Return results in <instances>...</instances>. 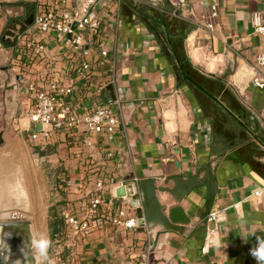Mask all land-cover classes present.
<instances>
[{
  "label": "crops",
  "instance_id": "0c3cea01",
  "mask_svg": "<svg viewBox=\"0 0 264 264\" xmlns=\"http://www.w3.org/2000/svg\"><path fill=\"white\" fill-rule=\"evenodd\" d=\"M63 1L0 0V208L23 206L37 220L43 166L54 172L62 215L78 205L88 174L104 177L118 197L116 183L135 181L125 195L137 227L65 231L52 243L50 264H137L143 254L147 264H256L250 249L264 239V88L252 80L264 75L257 60L264 35L253 18L264 23V0H189L186 10L175 0H100L93 13L100 30L87 46L108 55L94 61L91 77L107 82L99 100L119 101L126 138L96 137L88 159L84 127L55 132L48 143L30 138V85L47 75L73 83L67 70L82 59L34 25L38 10ZM21 35L45 45L41 58L17 50ZM235 202L238 210L217 226L219 245L203 252L206 216Z\"/></svg>",
  "mask_w": 264,
  "mask_h": 264
},
{
  "label": "built area",
  "instance_id": "2783aa9c",
  "mask_svg": "<svg viewBox=\"0 0 264 264\" xmlns=\"http://www.w3.org/2000/svg\"><path fill=\"white\" fill-rule=\"evenodd\" d=\"M99 2L100 0H82L76 5H70L64 0L58 5L38 10L34 16V25L38 32L53 34L62 46L69 49L70 56L80 54L82 59L67 70L73 73V83L69 84L63 79L47 75L37 78V81L30 85L35 100L30 120L34 126H41L40 131L32 129L30 138L34 142L42 140L48 143L55 132L75 133L80 127H84L86 136L80 140V146L87 150V159L93 158L98 150L96 137H103L109 144L114 143L117 136L126 138V131L121 127L120 114L116 110L120 107L119 101L117 100L113 107L99 100V94L105 89L107 82H93L91 77L94 61L108 55L107 50L87 46L89 38L98 35L100 30V21L93 14ZM175 2L178 8L186 10L189 0ZM212 9V16H215L216 6L213 5ZM253 24L254 31L264 35V23L259 15H254ZM207 27L213 28L211 21L207 22ZM19 46L25 47L26 57L30 56L29 60L31 56L41 58L45 50L44 44L24 35L18 38V51ZM257 60L259 66L264 68V54ZM29 70L34 71L31 65ZM252 84L263 89L264 75L254 77ZM81 89L84 91L82 95ZM106 157L108 161L115 159L112 149L106 152ZM134 182L120 180L116 186H133ZM79 184L84 188V192L78 200V205L63 213L68 233L88 236L95 228L103 225L128 229L137 227V218L129 216L126 209L128 196H116L114 191L108 189L104 177L92 178L88 174ZM262 191L258 189L254 193L259 196ZM239 206V202H235L213 210L206 216L207 224L212 226L205 237L203 252L207 253L219 245L218 224L226 219L229 209L238 210ZM137 264H147L145 254Z\"/></svg>",
  "mask_w": 264,
  "mask_h": 264
},
{
  "label": "water",
  "instance_id": "95a60500",
  "mask_svg": "<svg viewBox=\"0 0 264 264\" xmlns=\"http://www.w3.org/2000/svg\"><path fill=\"white\" fill-rule=\"evenodd\" d=\"M35 126L40 131V124ZM15 182L18 186L19 181ZM119 190V195L131 194L132 187ZM41 244L37 220L24 213L23 206L0 208V264H42L44 252H39Z\"/></svg>",
  "mask_w": 264,
  "mask_h": 264
},
{
  "label": "rangeland",
  "instance_id": "374dc122",
  "mask_svg": "<svg viewBox=\"0 0 264 264\" xmlns=\"http://www.w3.org/2000/svg\"><path fill=\"white\" fill-rule=\"evenodd\" d=\"M54 172L51 171L49 167L42 168L41 171V181H42V187L43 192H41V209L39 210V213L37 212V226L39 228V232L41 233V241L42 244L39 248V252L43 254L42 256V264H50V259H53L52 257V243L53 241L49 238V228H48V218H49V212L51 207H55L54 204H56L55 199L61 200L62 197L58 194V190H55L54 193H52L51 185L53 184L54 180ZM54 191V190H53ZM56 196V197H55ZM64 205L58 204L57 211L59 214H62ZM26 214H28L26 212Z\"/></svg>",
  "mask_w": 264,
  "mask_h": 264
},
{
  "label": "trees",
  "instance_id": "16d2710c",
  "mask_svg": "<svg viewBox=\"0 0 264 264\" xmlns=\"http://www.w3.org/2000/svg\"><path fill=\"white\" fill-rule=\"evenodd\" d=\"M18 48H20L19 51H21L22 53L25 52V47L19 46ZM40 153L42 155L48 154L50 153V149H48L47 147L44 150H42ZM58 204H60V202H56L54 206L57 207ZM55 207L50 208L49 218H48L49 238L50 240L53 241V243L60 236L62 235L64 236L65 231H66V226L63 220V215L59 214V212L57 211Z\"/></svg>",
  "mask_w": 264,
  "mask_h": 264
},
{
  "label": "clouds",
  "instance_id": "9594fccd",
  "mask_svg": "<svg viewBox=\"0 0 264 264\" xmlns=\"http://www.w3.org/2000/svg\"><path fill=\"white\" fill-rule=\"evenodd\" d=\"M250 255L255 259L256 264H264V239H258L256 246L250 249Z\"/></svg>",
  "mask_w": 264,
  "mask_h": 264
}]
</instances>
